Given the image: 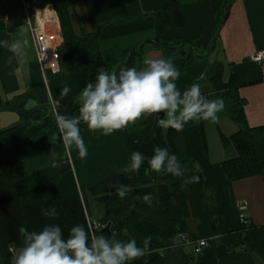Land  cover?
Returning <instances> with one entry per match:
<instances>
[{
	"label": "crops",
	"instance_id": "crops-1",
	"mask_svg": "<svg viewBox=\"0 0 264 264\" xmlns=\"http://www.w3.org/2000/svg\"><path fill=\"white\" fill-rule=\"evenodd\" d=\"M22 1L32 16L37 0H0V41L6 42L0 46V131L23 121L25 114L47 115L69 100L74 103L80 98L75 76L66 71L61 55L60 73H42L38 68ZM45 1L51 4L61 33L70 31L78 38L97 33L105 69L113 71L131 49L138 55L128 67L138 70L145 67L146 58L170 57L179 73L176 86L181 92L192 83H199L205 99L216 96L225 102V110L216 122L192 120L181 132L173 131L169 148L182 169L177 185L178 204L187 226L185 234L194 244L206 240L208 246L194 254L192 245H179L176 236L173 247L147 252L132 264H154L156 255L160 257L157 264H262L250 249L264 243V171L254 177L229 180L223 162L235 158L237 152L221 139L231 137L239 128L228 114V92L214 91L207 73L214 64L220 63L224 82L235 76L238 86L234 91L244 101L246 125H264V61L250 60L254 53L264 52V0H227L226 18L218 27L216 22L220 23L224 15V0H179L184 26L165 30L159 36L155 31L154 13L173 0ZM158 39L167 45L160 46ZM212 40L215 47L209 52ZM182 41L190 43L187 52L186 46H178ZM14 42L21 45L16 55L7 50V44ZM186 59L190 62L186 63ZM124 63L119 62V70L126 68ZM65 87L69 91L61 95ZM78 111L79 105L58 114L69 117ZM55 117H52V129L31 140L16 165L25 171L29 190L41 189L56 181L62 200L18 198L0 178V264H11L21 247L20 225L28 231H38L45 224L60 225L65 219L63 203L84 220L87 217L105 226L101 223L103 206L90 189L130 170L126 133L138 132L140 123L147 119L142 118L110 135L89 131L81 123L80 134L87 150L81 158L75 148H69L58 138ZM3 147L16 154L21 144L13 139L4 141ZM194 162H199V172H195ZM193 175L199 177L196 182H191ZM49 205L56 207V217L40 215V208L47 210ZM95 205L100 209L96 207L95 211ZM241 206L248 221L245 227L237 219ZM91 210L100 212L101 217L92 219ZM88 237L91 239L89 232Z\"/></svg>",
	"mask_w": 264,
	"mask_h": 264
},
{
	"label": "trees",
	"instance_id": "trees-1",
	"mask_svg": "<svg viewBox=\"0 0 264 264\" xmlns=\"http://www.w3.org/2000/svg\"><path fill=\"white\" fill-rule=\"evenodd\" d=\"M154 14L155 31L158 36L165 30L184 26V16L179 0H173L158 8ZM216 24L218 27L219 21ZM62 34L64 41L59 55L65 61L66 71L75 76L78 93H80L85 85L94 82L98 69H105L99 55L97 33L81 38L75 37L70 31ZM156 42L162 47L167 45L159 39ZM135 55L138 54L133 50L129 58L124 60L125 67L129 66ZM187 62L189 63L190 60L186 59ZM222 77L220 63L214 64L207 73L208 81L212 84L214 91L228 92L230 103L228 114L239 128L231 137L221 139L224 145H232L237 152V156L223 162V166L229 180L238 181L260 175L264 171V125L256 127L246 125L243 115L244 101L238 98L234 91L238 86L237 78L232 75L228 81L224 82ZM72 103L69 100L62 107ZM78 105L79 101L76 106ZM45 117L46 115L39 116L30 112L22 118L23 121L28 122L27 124L15 126L0 134V178L10 185L18 198L32 201H61L62 197L58 192L56 181L50 182L44 188L29 190L25 171L16 165L24 147L36 136L54 126L53 116L46 119ZM190 122L188 121L185 126ZM173 131L167 128L163 132L162 127L157 124L155 114L148 116L140 123L138 132L126 133L128 157L132 151H139L146 157H150L156 146L169 149ZM13 139L21 144L20 151L16 154L6 151L3 147L4 141ZM147 168L148 164L145 160L140 170L136 172L129 170L126 173L114 175L95 185L90 192L103 206L101 223L110 225L108 239L126 242L128 239L135 238L140 246L145 237H150L148 252H158L173 247L175 245L173 239L178 234H185L187 226L178 204V177L173 178L163 172L154 173L150 169L145 172ZM119 185H128L131 188L123 199L116 195ZM149 193L153 197L151 205L144 203L141 199L143 195ZM63 211L65 219L59 225L62 233L66 235L71 226L80 224L84 226L88 235L85 220L79 213L65 203H63ZM250 251L256 255L258 263L264 264V243L252 247ZM159 258L156 255L154 264H157L156 260L160 262Z\"/></svg>",
	"mask_w": 264,
	"mask_h": 264
},
{
	"label": "clouds",
	"instance_id": "clouds-1",
	"mask_svg": "<svg viewBox=\"0 0 264 264\" xmlns=\"http://www.w3.org/2000/svg\"><path fill=\"white\" fill-rule=\"evenodd\" d=\"M5 44V41H0V46ZM7 50L13 55L19 54L21 45L15 42L7 44ZM143 63L145 67L140 70L126 67L114 73L98 69L94 82L85 85L79 93L78 114L69 117L56 115L58 138L69 148H75L79 157L87 154L80 134L81 123L89 131L110 135L155 114L159 126L179 133L188 121L216 122L225 110L222 98L205 99L201 95L199 83H192L181 92L176 86L179 73L172 58H146ZM68 91L65 87L61 95ZM145 160L148 164L145 172L150 169L173 178L182 175L176 154L167 147H154L150 157L132 151L129 169L132 172L140 170ZM194 169L199 172V162H194ZM198 179L193 175L191 182ZM130 191V186L119 185L116 195L123 199ZM141 199L151 205L153 197L149 193ZM40 215L53 218L58 212L54 205H49L47 210L40 208ZM18 236L21 247L11 264H132V261L145 256L150 242V237H145L138 246L135 238L120 242L106 239L102 233L89 239L80 224L71 226L66 235L55 223L45 224L38 231H28L22 224L18 227Z\"/></svg>",
	"mask_w": 264,
	"mask_h": 264
},
{
	"label": "built area",
	"instance_id": "built-area-1",
	"mask_svg": "<svg viewBox=\"0 0 264 264\" xmlns=\"http://www.w3.org/2000/svg\"><path fill=\"white\" fill-rule=\"evenodd\" d=\"M26 16V25L29 30L31 44L33 48L34 60L42 73H50L56 75L60 73V56L59 49L63 44V35L58 28L56 15L51 4L46 1L43 9L35 8L32 16L22 1ZM250 60L256 63L264 61V52L259 51L250 56ZM244 207H239L237 216L240 226L245 227L248 224L247 219L241 212ZM86 225L91 238L104 227L100 223L92 222L85 217ZM179 245H192L194 254H198L203 248L208 246L206 240H199L194 244L185 234H178Z\"/></svg>",
	"mask_w": 264,
	"mask_h": 264
},
{
	"label": "water",
	"instance_id": "water-1",
	"mask_svg": "<svg viewBox=\"0 0 264 264\" xmlns=\"http://www.w3.org/2000/svg\"><path fill=\"white\" fill-rule=\"evenodd\" d=\"M226 2H227V0H224V1H223V4H222V8H223V11H224V15H223V17H222V20H221L220 23H219V26H221V25L224 23V20H225V18H226V12H227V9H226ZM45 5H46V1H45V0H37V1L34 3V8L43 9V8L45 7ZM184 44H189V43H188V42H184V43H182V45H184ZM182 45H181V47H182ZM140 47H141V46H140ZM214 47H215V43H214V41L212 40V42H211V48L209 49V52H211V51L214 49ZM132 51H133V49H131L130 51H128L127 56L124 57V59H121V61H119V62H122V61L128 59L129 56L131 55ZM119 62H118V64L116 65L115 69L113 70L114 73H117L118 70H119ZM77 104H78V102L76 101V102L70 104L69 106H66V107H62V108H58V109L52 110L51 112H49V113L46 115L45 119L48 118V117H50V116L57 115L58 113H60V112H62V111L69 110V109L75 107ZM161 115H162V114H161ZM27 123H28V122H26V121L19 122V123H17L16 125H13V126H11V127H9V128H6V129L0 131V134H2V133H4V132H6V131L12 129V128L15 127V126H18V125H24V124H27ZM109 227H110V225L107 224V225H105V226L99 231V233H100V234L102 233V234L105 236L106 239L109 238ZM191 260H192V259H190V261H191Z\"/></svg>",
	"mask_w": 264,
	"mask_h": 264
},
{
	"label": "rangeland",
	"instance_id": "rangeland-1",
	"mask_svg": "<svg viewBox=\"0 0 264 264\" xmlns=\"http://www.w3.org/2000/svg\"><path fill=\"white\" fill-rule=\"evenodd\" d=\"M184 42H186V41H182L181 43H180V45H178L179 47H181V45H182V43H184ZM184 46H186V48L184 49V51H186L187 52V49H188V47L187 46H189V44L187 45V44H184V45H182V47H184ZM210 49V48H209ZM208 49V50H209ZM196 55V54H195ZM211 69V68H210ZM210 69L208 70V72L210 71ZM113 72V71H112ZM225 75H226V73H225ZM214 98H217L216 96H212V97H210V99H214ZM227 107H228V102H227ZM226 107V108H227ZM51 112V111H50ZM193 121H197V120H193ZM202 122H208V121H202ZM162 127V126H161ZM162 129H163V131L165 132V130L167 129V128H164V127H162ZM96 207L98 208V209H100V207H99V205H95V211H96ZM92 211V213H91V217H92V219L94 218L95 220L96 219H98V218H100L101 217V213L100 212H95V211ZM176 240H178L179 241V239H178V237H176ZM187 248V247H186ZM188 249V248H187Z\"/></svg>",
	"mask_w": 264,
	"mask_h": 264
}]
</instances>
